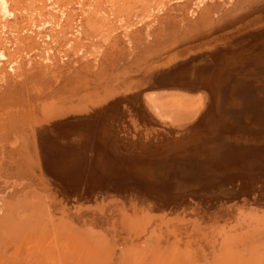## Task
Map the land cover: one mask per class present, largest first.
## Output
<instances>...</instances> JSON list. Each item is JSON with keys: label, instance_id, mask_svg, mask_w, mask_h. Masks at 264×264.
I'll list each match as a JSON object with an SVG mask.
<instances>
[{"label": "rangeland", "instance_id": "obj_1", "mask_svg": "<svg viewBox=\"0 0 264 264\" xmlns=\"http://www.w3.org/2000/svg\"><path fill=\"white\" fill-rule=\"evenodd\" d=\"M36 2L0 0V264H264V0H52L64 16ZM220 116L230 153L193 162L167 141ZM98 127L113 141L96 151Z\"/></svg>", "mask_w": 264, "mask_h": 264}, {"label": "bare ground", "instance_id": "obj_2", "mask_svg": "<svg viewBox=\"0 0 264 264\" xmlns=\"http://www.w3.org/2000/svg\"><path fill=\"white\" fill-rule=\"evenodd\" d=\"M36 1V0H35ZM51 1L52 0H37V2H36V4H34V5H36V9H38V11L39 12H46L47 10H51L52 11V13H55V12H53V11H55V10H57V9H59L60 10V12H61V16H64V14H66V13H62V10H63V8H59L58 6V8L55 6L56 5V3H55V5L54 4H52L51 3ZM70 1V0H69ZM72 1V0H71ZM74 1V0H73ZM171 1V0H170ZM61 2V1H60ZM78 3V2H77ZM70 4V3H69ZM75 4H76V2H75ZM5 5V4H4ZM4 5H3V7H4ZM17 5V4H16ZM70 5H72V3L70 4ZM163 5V4H162ZM66 6V5H65ZM62 7H64V6H62ZM8 8V7H7ZM16 8V7H15ZM14 8V9H15ZM68 8V7H67ZM27 10V9H26ZM10 11V10H9ZM65 11V10H64ZM0 12H1V10H0ZM3 12H5V11H2V13ZM16 12V11H15ZM58 12V11H57ZM2 13H0V15L2 14ZM48 13V12H47ZM80 13V12H79ZM13 14V13H12ZM46 14V13H45ZM56 14H58V13H56ZM60 14V13H59ZM58 14V15H59ZM2 15H4V14H2ZM2 15H1V18H3L2 17ZM8 15H10V14H8ZM14 15H16V17H17V15H18V13L17 14H14ZM29 15V14H28ZM57 16V15H56ZM23 20V22H26V21H24L25 20V16L24 17H22V16H20ZM28 17V16H27ZM66 17V16H65ZM12 18V17H11ZM20 18V19H21ZM33 18V17H32ZM37 18H38V16H37ZM63 18V17H62ZM15 19H17V18H15ZM30 19V18H29ZM39 19V18H38ZM64 19V18H63ZM1 20H3V19H1ZM18 20V19H17ZM31 20H33V19H31ZM40 20V19H39ZM59 20H60V18H59ZM62 20V19H61ZM21 21V22H22ZM44 21V20H43ZM27 22H28V20H27ZM35 22H38V21H35ZM77 22V21H76ZM39 23V22H38ZM32 24V23H31ZM30 24V25H31ZM38 25V24H37ZM66 25V24H65ZM4 25L2 24V26L1 27H3ZM31 26H36V25H31ZM31 26H29V27H27V29L25 30L26 31V33L27 34H36V33H33L32 32V28H31ZM43 26V25H42ZM41 26V28H43ZM68 26V25H67ZM38 27V26H37ZM40 27V26H39ZM80 27V26H79ZM78 27V28H79ZM63 28H65V29H67L68 27H63ZM72 28H73V26H72ZM75 28V27H74ZM2 29V28H1ZM0 29V30H1ZM3 29H5V28H3ZM23 29V28H22ZM33 29H35V28H33ZM40 29V28H39ZM39 29H37V30H39ZM52 29H54V28H52ZM36 30V31H37ZM62 30H64V29H62ZM3 31V30H2ZM5 32H6V30H4ZM75 31H77V28L75 29ZM75 31H73V29H72V32L71 33H73V32H75ZM44 32V31H43ZM63 33V32H62ZM76 33V32H75ZM78 33V32H77ZM112 33V32H111ZM2 34H3V32H2ZM2 34H1V36L0 37H2ZM24 34V33H23ZM27 34H25V35H27ZM66 34H68L69 35V33H66ZM256 34V33H255ZM4 35V34H3ZM67 35V36H68ZM72 35H74V33L72 34ZM253 35V34H252ZM263 34L260 32V34H258L257 36H256V38H262V37H260V36H262ZM29 36H31V35H29ZM34 36V35H33ZM63 36V35H62ZM5 37V36H4ZM40 37V36H39ZM42 37H44V34H43V36ZM47 37V38H46ZM46 37H45V39H48V35H46ZM68 37H70V36H68ZM66 38V39H69V38ZM250 37V36H249ZM35 38V37H34ZM37 38V37H36ZM51 38V37H50ZM71 38V37H70ZM74 38V37H73ZM252 38V37H251ZM255 38V40H257ZM4 39V38H3ZM38 39H40V38H38ZM0 40H2V39H0ZM37 40V39H36ZM252 40H254L253 38H252ZM251 40V41H252ZM71 41V40H70ZM259 41V40H258ZM3 42H5V41H3ZM40 42H42V41H40ZM45 42V41H44ZM253 42V41H252ZM1 43V42H0ZM43 43V42H42ZM42 43L40 44V45H42ZM259 43H256V46L258 45ZM6 45V44H5ZM1 46V45H0ZM7 46V45H6ZM255 46V45H254ZM2 47L3 46H1V48L0 49H2ZM11 49H12V47H11ZM1 51L2 50H0V55H1ZM8 51V50H7ZM220 51H222L223 52V50H220ZM230 51V50H229ZM228 50H227V52H229ZM231 52V51H230ZM3 53V52H2ZM11 53V52H10ZM9 53V54H10ZM14 54H16V53H14ZM13 54V55H14ZM228 54V53H227ZM13 55H12V57H13ZM212 55H214V54H212ZM206 56V55H205ZM204 56V57H205ZM208 56V55H207ZM10 57V56H9ZM252 57V59H254L253 60V63H254V61H255V63H256V65H257V62L258 61H260V60H262V59H264V50L263 51H261V53H259V54H256V55H253V56H251ZM14 58V57H13ZM252 61V60H251ZM257 61V62H256ZM262 61H264V60H262ZM242 62V61H241ZM260 63V62H259ZM12 64H14V63H12ZM11 64V65H12ZM8 65V64H7ZM10 65V66H11ZM183 65V64H182ZM234 65H237V63H234ZM184 66H186L185 64H184ZM231 67H235V66H231ZM254 67V66H253ZM262 67V66H261ZM261 67H259V68H261ZM178 69H180V67H177ZM177 68H173L172 70H173V72L174 73H170L171 75H170V77L168 78V79H172V80H174L175 79V81L174 82H176V80H179L180 78H184L185 77V75L184 74H187V73H183L184 71H183V69L182 70H179V71H177L176 69ZM199 68H201V67H199ZM205 68V67H204ZM238 68V67H237ZM244 68V67H243ZM257 68V70L259 71V69H258V67H256ZM198 69V68H197ZM196 69V70H197ZM222 69H223V67H222ZM229 69L231 70L232 68H230V66H229ZM238 69H240V68H238ZM245 70H246V68H244ZM254 69H255V67H254ZM224 70V69H223ZM235 70H236V68H235ZM245 70H243V71H245ZM262 70V69H261ZM260 70V71H261ZM169 71V70H168ZM186 71V70H185ZM232 71V70H231ZM248 71V70H247ZM167 72V71H166ZM172 72V71H171ZM227 72V71H226ZM233 72V71H232ZM164 73H165V71H164ZM220 73V72H219ZM222 73H223V71H222ZM225 73V72H224ZM236 73V72H235ZM248 73V72H247ZM257 73V72H256ZM184 76H183V75ZM205 74H207V73H205ZM234 74V73H233ZM237 74V73H236ZM246 74V73H245ZM249 74V73H248ZM261 74H263L262 72H261ZM166 75V74H165ZM224 75V74H223ZM222 75V76H223ZM231 75V74H230ZM247 75V74H246ZM198 76V75H197ZM203 76V75H202ZM221 76V77H222ZM226 76H227V74H226ZM259 76V75H258ZM261 77H262V75H260ZM153 77V76H152ZM155 77H157V76H155ZM188 77H190V76H187V78ZM201 77V76H200ZM204 77H206V76H204ZM211 77V76H210ZM210 77H207V78H203L202 77V82H198V81H196V83L195 84H197V86L199 85V86H201V87H204L205 88V90H207L208 92H209V94H210V99H212L213 98V94L212 93H214L215 94V92H222L223 91V87H216V84L214 83V81L213 80H211L210 79ZM213 77H214V75H213ZM218 77V76H217ZM221 77L218 79L219 81H222V79H221ZM228 77H230L229 75H228ZM246 77V76H245ZM186 78V77H185ZM186 78V79H187ZM199 78V77H198ZM216 78V77H215ZM223 78V77H222ZM163 79H165V78H163ZM191 79V78H190ZM193 79H194V77H193ZM221 79V80H220ZM225 79V78H224ZM228 79H230V78H228ZM237 79H239V77L237 78ZM260 79V78H259ZM188 80V79H187ZM196 80V79H195ZM194 80V81H195ZM225 80H227V79H225ZM224 80V81H225ZM242 80V79H241ZM243 80H245V79H243ZM167 81V80H166ZM169 82H170V80H168ZM183 81H184V79H183ZM188 81H190V80H188ZM193 81V80H192ZM224 81H222V82H224ZM157 82V81H156ZM173 82V81H172ZM178 82V81H177ZM185 82H186V80H185ZM222 82H220L221 83V85L223 84ZM229 82V81H228ZM235 82V81H234ZM163 83H164V81H163ZM171 83V82H170ZM225 83V85H226V81L224 82ZM230 83V82H229ZM236 83V82H235ZM156 84H159V83H156ZM244 84V83H243ZM188 85H190V82H189V84ZM191 85H192V83H191ZM229 85V84H228ZM233 85V84H232ZM261 85H263V84H261ZM176 86V85H175ZM230 86H231V84H230ZM232 87V86H231ZM259 87V86H258ZM264 87V86H263ZM235 88V87H234ZM161 89V88H160ZM164 89V88H163ZM200 89V88H199ZM226 89V88H225ZM230 89V88H229ZM242 89V88H241ZM202 91H204L203 89H201ZM213 91V92H212ZM237 93V92H236ZM262 93H264V92H262ZM218 94H220V93H218ZM260 94H261V92H260ZM261 96H262V94H261ZM259 97V96H258ZM264 97V96H263ZM130 98V97H129ZM140 98V97H139ZM138 98V99H139ZM248 98V97H247ZM247 98H246V100H247ZM130 99H132V102L134 103L135 102V99H133V98H130ZM137 98H136V100H138ZM203 99H204V97L202 96V95H199L197 98H196V103H197V106H198V108L200 107V105H202L203 104ZM147 100V99H146ZM129 101H131V100H129ZM148 103H150L151 105H152V111H153V113L155 112V114L156 115H161V111L159 110V108H157L156 106V104H155V101L153 100V98L150 96H148ZM261 101V100H260ZM137 103H140L141 102V104H142V101H136ZM135 102V103H136ZM140 105V104H139ZM149 105V104H148ZM151 105H149V106H151ZM232 105V104H231ZM230 107V106H229ZM151 108V107H150ZM201 108V107H200ZM241 109V108H240ZM197 111H198V109H197ZM219 111H220V109H219ZM222 112H223V110H221ZM148 112V111H147ZM147 112H145L146 113V115L148 114ZM149 112H150V110H149ZM255 112V111H254ZM141 113V112H140ZM144 113V114H145ZM151 114V113H150ZM207 114V112H205L203 115H200V117L201 118H203V120H205L206 118H205V115ZM225 114V113H224ZM224 114H222L221 116L223 117L224 116ZM232 114V113H231ZM151 115H153V114H151ZM151 115H149V116H151ZM214 114L212 113L211 115L209 114L207 117H209V120L211 121V119L213 120V116ZM219 115V114H218ZM148 116V115H147ZM146 116V118H150V117H147ZM154 116V115H153ZM219 117L218 118V120L220 119V121H218L219 122V125H211L210 127L207 125L208 124V121H207V123H206V127H201V128H198V129H196V127L197 126H195V130H191L192 128H190V130H186V133L185 134H182V135H180L179 136V138L178 139H173V141H172V139H167V141H171V142H175L174 144H177L178 142L179 143H181V142H183V149H185L186 147H188V149H190L189 151H191V153L193 152V154H196V156H194V157H196L195 159L193 158V159H191V160H193V162H196L197 160L198 161H200L199 160V158H201L202 159V157H200L199 155H203V157H205L206 156V158H204V160L202 161L203 163L206 161V160H208L209 158L211 159V157H212V153L215 151V150H217V149H222L221 147L223 146H221V140H222V138H223V136H225V132L226 131H223V127L221 128V126H222V124H221V119H222V117ZM156 117V116H155ZM217 117V116H216ZM225 117V116H224ZM232 117V116H231ZM227 119L229 118V117H226ZM238 118L239 117H237L236 119L238 120ZM156 119V118H155ZM160 119V118H159ZM200 119V118H199ZM233 119H235V118H233ZM149 120H153V118L152 119H149ZM171 120V119H170ZM223 120V119H222ZM165 121V120H164ZM230 121V120H229ZM234 121H236V120H234ZM238 121H240V120H238ZM157 122H158V119H157ZM169 123V122H168ZM232 123V122H231ZM67 124V123H66ZM65 124V125H66ZM216 124V123H215ZM234 124V123H233ZM232 124V125H233ZM63 125V124H62ZM165 125V124H164ZM226 125H228V123H226ZM231 124L229 123V126H230ZM70 126V125H69ZM92 126V125H91ZM257 126V125H256ZM68 127V126H67ZM67 127H66V129H67ZM105 127V126H104ZM232 127V126H231ZM239 127V126H238ZM70 128V127H69ZM72 128V127H71ZM194 128V127H193ZM233 128V127H232ZM231 128V130H233V129H235V128H233L232 129ZM65 129V128H64ZM87 129V128H86ZM85 129V130H86ZM107 129V128H106ZM106 129H103V127H98L97 129H95L94 130V139L95 140H93V146H94V149L96 150V151H99V150H101V149H103V147L105 146V144L103 143V142H105V139H107V137H108V139H110L111 141H113V135H112V132H110L111 130H106ZM75 130V129H74ZM102 130V131H101ZM229 130V129H228ZM82 131H84V130H82ZM93 131V130H92ZM189 131V132H188ZM62 132V131H61ZM59 133L58 134V140H63L64 138H62V137H66L65 135H66V132H62V133ZM69 133V132H68ZM89 133L91 134L92 132H89V130L88 131H85L83 134H82V137L84 138V136H86L85 138H87V137H89ZM229 133V132H228ZM227 133V134H228ZM74 134V133H73ZM229 134H233V133H229ZM77 135V134H76ZM92 136V135H91ZM210 136H212L213 137V139L211 140L212 141V144H210V147H208L207 145H205V138L206 137H210ZM253 136V135H252ZM79 137V136H78ZM229 137V136H228ZM259 137V136H258ZM101 138H103V139H101ZM118 138V137H117ZM225 138V137H224ZM254 138V137H253ZM77 139H79V138H77ZM92 139V138H91ZM258 139V138H257ZM103 140V141H102ZM178 140V141H177ZM227 140V139H226ZM253 140H256V139H253ZM88 141V140H87ZM118 141V140H117ZM164 141V138H163V140H158L157 142H155L154 144H153V150H155V152H157V155L156 156H158L159 158H160V156H159V154L161 153V151L162 150H165L166 148L163 146V144H162V142ZM52 142V141H51ZM54 142V141H53ZM84 142V141H83ZM114 142H115V144H117V142L114 140ZM113 142V143H114ZM165 142H166V140H165ZM58 143V142H57ZM119 143V142H118ZM241 143V142H240ZM84 144V143H83ZM89 144V143H88ZM110 144V143H109ZM229 144V143H228ZM257 144H258V142H257ZM261 144V143H260ZM85 146L87 145V144H84ZM111 145V144H110ZM113 145V144H112ZM111 145V146H112ZM123 145V144H122ZM172 145V144H171ZM238 145H239V143H238ZM89 146V145H88ZM92 146V147H93ZM166 146V145H165ZM169 147H170V145H168ZM255 145H254V143H253V147H254ZM257 146H260V145H256V147ZM262 146V145H261ZM55 147V146H54ZM106 147H108V145L107 146H105L104 147V149L106 148ZM110 147V146H109ZM108 147V148H109ZM142 147V146H141ZM152 147V146H151ZM168 147V148H169ZM57 148V147H56ZM114 147H112V149H113ZM235 148V146H229V147H227V151H225V150H223V151H225V152H231V151H233V149ZM117 149V148H116ZM94 150V151H95ZM107 150V149H106ZM111 150V149H110ZM127 150V149H126ZM169 150V149H168ZM105 151V150H104ZM115 150H113V152H114ZM169 151H171V150H169ZM169 151H165V152H168L169 153ZM108 152H109V150H108ZM160 152V153H159ZM173 152V151H172ZM179 152V151H178ZM97 153V152H96ZM106 153V152H105ZM110 154H108V155H112L111 154V152H109ZM159 153V154H158ZM174 153V152H173ZM172 153V154H173ZM215 153V152H214ZM260 153H261V151H260ZM67 154V153H66ZM76 154V153H75ZM95 154V153H94ZM93 154V155H94ZM116 154H117V152H116ZM115 154V155H116ZM163 154V153H162ZM164 154H167V153H164ZM187 154H188V152H187ZM218 154V153H217ZM221 154H223V152L221 153ZM239 154V153H238ZM50 155V154H49ZM48 155V156H49ZM96 155V154H95ZM105 155V154H104ZM175 155V154H174ZM185 155V157H186V153L184 154ZM210 155V156H209ZM225 155H226V153H225ZM224 155V156H225ZM47 155H44L43 157H46ZM68 156H70V155H68ZM144 156V155H143ZM168 156H170V155H167V157ZM171 156H173V155H171ZM176 156V155H175ZM228 156H230V155H228ZM73 157V156H72ZM75 157V156H74ZM78 157V156H77ZM82 157H83V155H82ZM95 157V156H94ZM118 157V156H117ZM148 157H150V156H148ZM154 158H155V156H153ZM152 157V158H153ZM166 157V156H165ZM183 157V156H182ZM217 157V156H216ZM232 157H233V155H232ZM50 158V161H51V163H52V161H53V157H52V160H51V157H48V159ZM55 158H57V159H59L58 157H55ZM104 158H106V157H104ZM142 158V157H141ZM157 158V157H156ZM161 158H164V157H161ZM170 158V157H169ZM177 158V157H176ZM186 158H188V157H186ZM190 158H192V157H190ZM212 158H214V157H212ZM223 158V157H222ZM221 158V159H222ZM240 158V157H239ZM243 158V157H242ZM85 159H87V158H85ZM101 159V158H100ZM106 159H108V157L106 158ZM110 159H111V157H110ZM115 159V158H114ZM166 159V158H165ZM171 159V158H170ZM217 159V158H216ZM226 159H228V157H226L225 158V160ZM70 160V159H69ZM74 160V159H73ZM102 161H104V165L106 166V165H108V164H105V160H103V159H101ZM116 160V159H115ZM117 160H118V158H117ZM131 160H133L135 163H136V161L138 160H134L133 158L131 159ZM144 160V159H143ZM159 160V159H158ZM158 160H156V161H158ZM160 160H162V159H160ZM174 160V159H173ZM191 160H185L184 162H190ZM196 160V161H195ZM225 160H223V162L225 161ZM232 161L233 160V158L232 159H229V161ZM234 160L236 161L237 159L236 158H234ZM233 160V161H234ZM243 160V159H242ZM248 160V159H247ZM56 161H58V160H56ZM64 161V160H63ZM101 161V162H102ZM129 161H130V159H129ZM140 161H142V159H140ZM153 161H155V160H153ZM155 161V162H156ZM47 162H48V160H47ZM62 162V161H61ZM70 162H72V161H70ZM75 162V161H74ZM77 162V161H76ZM85 162V161H84ZM83 162V163H84ZM114 162V161H113ZM116 162L117 161H115V164H116ZM119 162V161H118ZM131 162V161H130ZM201 162V163H202ZM228 162V161H227ZM66 163H69V161L67 162H65V165H66ZM73 163V162H72ZM71 163V164H72ZM78 163V162H77ZM97 162H94V165L96 164ZM109 163V162H108ZM135 163H134V165H135ZM143 163H144V161H143ZM145 163H146V161H145ZM144 163V164H145ZM148 163H149V160H148ZM238 163V162H237ZM243 163H245V162H243ZM55 164V163H54ZM58 164H60V161H59V163ZM62 164V163H61ZM61 164H60V166H61ZM70 164V163H69ZM74 164H76V163H74ZM118 164V166L119 165H122V164H120V163H117ZM125 164H127V163H125ZM192 164V163H191ZM197 164V163H196ZM225 165H226V163H224ZM53 165V164H52ZM124 165V164H123ZM153 165V164H152ZM189 165H190V163H189ZM205 164H203V166H204ZM220 165H221V162H220ZM235 165V164H234ZM233 165V166H234ZM110 166H112V163H111V165ZM113 166H114V163H113ZM112 166V167H113ZM136 166V165H135ZM169 166V165H168ZM197 166V165H196ZM202 166V165H201ZM63 167V166H62ZM74 167H76V165H74ZM114 167H116V166H114ZM141 167V166H140ZM191 167V166H190ZM189 167V168H190ZM195 167V166H194ZM194 167H191V168H194ZM198 167V166H197ZM58 168V167H57ZM57 168H54V166L52 167V168H50L52 171H57L58 169ZM66 168V167H65ZM64 168V169H65ZM84 168L86 169V167L84 166ZM119 168V167H118ZM62 169V168H61ZM79 169V168H78ZM95 169H97V168H95ZM113 169V168H112ZM111 169V170H112ZM116 170H117V167L115 168ZM114 169V170H115ZM120 169V168H119ZM135 169V168H134ZM187 169V168H186ZM63 170V169H62ZM62 170H60V172L62 171ZM68 170V169H67ZM82 170H83V168H82ZM209 170V169H208ZM65 171V170H64ZM62 172V173H60V172H58L57 171V174L58 175H60L61 174V176L59 177V176H57L58 178H62V181H63V179H64V177L66 176V177H68V176H70V174H73L72 172H70V171H68V172ZM84 171V170H83ZM109 171H110V168H109ZM113 171V170H112ZM119 171V170H118ZM133 171V170H132ZM192 171H194V170H191L190 171V169L188 170V172H189V175H190V172L191 173H193ZM48 172V171H47ZM75 172V171H74ZM78 172H79V170H78ZM204 172H205V170H204ZM51 173V172H50ZM117 173H119V172H117ZM134 173V172H133ZM206 173V172H205ZM56 174V173H55ZM95 174V173H94ZM96 174H98V172H96ZM124 174V173H123ZM135 174V176H137L136 174L137 173H134ZM208 174V173H207ZM114 175V174H113ZM188 175V176H189ZM195 175V174H194ZM201 175V174H200ZM96 176V175H95ZM191 176V175H190ZM201 176H203V175H201ZM205 176V175H204ZM65 177V178H66ZM97 177V176H96ZM115 177H117V176H115ZM140 177V176H139ZM155 177V176H154ZM199 177V176H198ZM69 178V177H68ZM118 178V177H117ZM156 178V177H155ZM160 180V179H159ZM158 180V181H159ZM154 181V180H153ZM152 181V182H153ZM187 184V183H186ZM179 189V188H178ZM56 230V229H55ZM57 234H58V232H57Z\"/></svg>", "mask_w": 264, "mask_h": 264}]
</instances>
